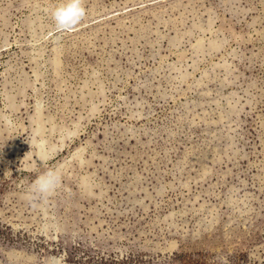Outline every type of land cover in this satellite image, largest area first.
Returning <instances> with one entry per match:
<instances>
[{
    "label": "rangeland",
    "instance_id": "374dc122",
    "mask_svg": "<svg viewBox=\"0 0 264 264\" xmlns=\"http://www.w3.org/2000/svg\"><path fill=\"white\" fill-rule=\"evenodd\" d=\"M67 3L0 0V264H264V0Z\"/></svg>",
    "mask_w": 264,
    "mask_h": 264
},
{
    "label": "clouds",
    "instance_id": "9594fccd",
    "mask_svg": "<svg viewBox=\"0 0 264 264\" xmlns=\"http://www.w3.org/2000/svg\"><path fill=\"white\" fill-rule=\"evenodd\" d=\"M86 15L82 0H68L66 5H61L53 10L52 17L57 28L67 31L75 27ZM58 169H48L40 174L29 186L26 198L29 200H47L52 196L60 184Z\"/></svg>",
    "mask_w": 264,
    "mask_h": 264
}]
</instances>
